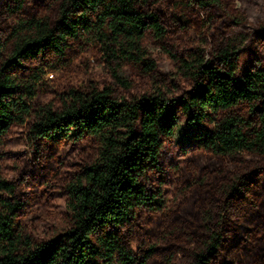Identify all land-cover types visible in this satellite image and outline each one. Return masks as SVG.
<instances>
[{"label": "trees", "instance_id": "1", "mask_svg": "<svg viewBox=\"0 0 264 264\" xmlns=\"http://www.w3.org/2000/svg\"><path fill=\"white\" fill-rule=\"evenodd\" d=\"M244 22L222 0H0V150L17 129L50 164L64 146L92 148L66 183V229L45 241L27 226L32 199L3 176L0 151V264H245L241 251L264 264V67L241 72ZM206 23L194 49L190 30ZM89 45L111 83L37 106L47 73ZM149 46L175 75L159 72ZM125 74L150 90L138 94ZM183 121L202 130L194 148L217 164L181 175L174 195L161 156ZM44 167L29 168L34 183ZM145 218L158 219L156 231Z\"/></svg>", "mask_w": 264, "mask_h": 264}, {"label": "rangeland", "instance_id": "2", "mask_svg": "<svg viewBox=\"0 0 264 264\" xmlns=\"http://www.w3.org/2000/svg\"><path fill=\"white\" fill-rule=\"evenodd\" d=\"M227 3L238 17L245 19L238 33L246 37V42L239 53L241 72H246L255 66L264 67V46L258 44L259 39L264 35V0H222ZM222 23L231 20L224 12H218ZM206 22L205 19H202ZM210 26L201 29L198 25L192 26L189 36L194 49L200 47L204 36L207 38ZM149 57L155 61L159 72L163 76L175 75L177 66L162 49L155 46L147 47ZM70 66L56 73H47L44 83L39 89L37 106L43 107L54 104L57 107L59 98L69 89L86 90L90 86L103 87L111 83L101 48L95 45L79 48L70 53ZM126 75V76H125ZM133 83L139 87L137 93L141 94L150 87L140 81L136 75L125 74ZM201 129L190 130L181 122L173 140L168 143L162 152L161 163L163 171L167 176L170 193H178L182 187L177 186L181 175L192 171H199L203 166L211 167L217 164L214 160L200 155L195 150L194 137L201 133ZM27 135L23 130H14L7 140L6 147L2 151L5 155L3 162V176L9 181L20 180L21 185L27 188L28 196L32 199L26 213V224L35 237L41 241L53 238L67 227L65 214V187L67 180L77 169L91 157V145L84 141L79 144L64 146L56 153L60 156L57 164H50V157H40L27 141ZM35 164V165H34ZM45 165L44 170L39 172L42 178L34 183L29 168ZM55 166H58L55 168ZM43 169V168H42ZM30 188V189H29ZM199 188L191 191L187 206H191L193 200L199 195ZM187 193L182 191L181 203L185 204ZM26 195V196H27ZM157 218H145L142 225L156 231ZM240 259L245 264H250L249 259L243 251L240 252ZM237 260V256L234 258Z\"/></svg>", "mask_w": 264, "mask_h": 264}]
</instances>
